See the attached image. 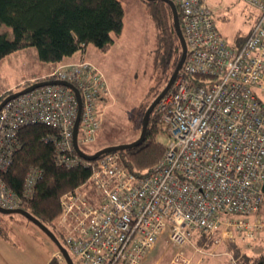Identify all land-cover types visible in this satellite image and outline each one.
Instances as JSON below:
<instances>
[{
  "label": "built area",
  "instance_id": "obj_1",
  "mask_svg": "<svg viewBox=\"0 0 264 264\" xmlns=\"http://www.w3.org/2000/svg\"><path fill=\"white\" fill-rule=\"evenodd\" d=\"M171 1L186 56L156 105L163 155L145 175L136 176L118 152L103 154L90 162L85 183L61 196L56 226L77 264H142L162 237L176 250L168 264H201L220 256L216 248L222 241L253 238L263 227L260 218L250 217L263 205L264 0H240L254 16L240 45L219 33L209 0ZM41 79L76 87L81 100L76 143L82 151L90 147L108 96L101 71L80 60L60 64ZM76 116V98L64 86H41L5 103L0 109V207L20 205L1 177L17 148L18 129L35 123L56 129L57 161L68 168L79 162L72 142ZM39 178L36 168L26 173L24 197ZM85 187L98 195L87 197ZM182 246L191 254L177 249ZM222 254L228 259L221 264H234L231 255ZM53 256L64 261L58 250Z\"/></svg>",
  "mask_w": 264,
  "mask_h": 264
},
{
  "label": "trees",
  "instance_id": "obj_2",
  "mask_svg": "<svg viewBox=\"0 0 264 264\" xmlns=\"http://www.w3.org/2000/svg\"><path fill=\"white\" fill-rule=\"evenodd\" d=\"M141 1L157 31L152 67L154 70L161 68L167 79L181 53V45L173 28L171 10L162 1ZM123 17L124 10L119 0H0V26L9 27L12 35L8 38L5 33H0V62L16 51L29 48H34L39 61L49 67L60 65L64 59L76 53L82 54L88 46H93L100 53H106L114 42L113 36H118L122 31ZM234 39L240 45L245 36L236 34ZM40 81L45 79H37V82ZM154 91L151 88L146 98L151 97ZM11 93L13 92L9 91L2 95L0 101ZM106 100L107 97L102 103ZM149 104L150 101L143 103L142 114ZM159 133H163V129L155 107L149 117L144 141L137 147L118 152L123 165L136 176L145 175L162 157L164 147L157 140ZM56 136V129L39 123L20 127L15 136L17 148L1 177L8 190L20 199L17 209L28 212L63 245L62 236L56 226L62 213L60 198L73 193L84 184L90 176L91 167L90 162L81 159L76 153L74 155L78 156V164L68 168L59 164L58 153L52 141ZM33 168L40 172V178L30 196L24 197L25 175ZM261 190L264 204V182ZM19 221L33 224L19 214L0 213V238L15 245L14 241L19 240L17 234H20L16 228L22 233L25 232ZM35 227L56 252L57 248L50 239ZM34 239L37 240L35 237ZM197 242L200 244L201 241L197 239ZM38 243L43 246L41 242ZM227 247L233 254L234 264H264V249L261 253L248 255L240 251L235 243H230ZM70 258L73 262L71 255ZM49 264L65 262L51 258Z\"/></svg>",
  "mask_w": 264,
  "mask_h": 264
},
{
  "label": "rangeland",
  "instance_id": "obj_3",
  "mask_svg": "<svg viewBox=\"0 0 264 264\" xmlns=\"http://www.w3.org/2000/svg\"><path fill=\"white\" fill-rule=\"evenodd\" d=\"M119 1L124 10L123 27L118 36H113L114 42L110 49L106 53H100L93 46L86 48L85 60L101 71L108 90L107 100L104 101L101 110L100 130L96 141L90 147L83 149L86 154L94 153L106 146L135 141L141 130L143 103L146 101L151 103L170 77L165 79L161 68L154 70L152 67L157 31L144 3L141 0ZM208 4L218 31L227 42H231L235 34L244 35L250 29L254 16L249 14L240 0H209ZM2 32L11 38L9 27L0 26V33ZM41 67L43 70L40 69ZM48 67L47 64L39 61L34 48L16 51L6 56L0 62V97L8 94L9 91L18 92L31 85L30 78L33 76L39 78L41 73L49 69ZM151 88L155 91L151 97L146 98ZM157 140L164 144V134L159 133ZM82 191L87 197L98 195L97 191L90 188H82ZM255 218L261 219L263 227L254 232L253 238L234 237L231 241L224 240L216 248L220 256L205 259L201 264L224 263L228 256L222 253L233 258L227 247L230 243H235L240 251L248 255L261 253L264 249V204L255 215L250 217V220ZM18 223L22 224L25 232L37 238L49 255L54 257L55 250L33 224L25 221ZM16 230L22 233L19 228ZM63 246L65 247L64 244ZM177 249L183 250L187 255L191 254L188 246ZM175 251V247L169 245L166 238L162 237L154 249L147 254L142 264H168ZM71 257L74 264H77L73 256Z\"/></svg>",
  "mask_w": 264,
  "mask_h": 264
},
{
  "label": "water",
  "instance_id": "obj_4",
  "mask_svg": "<svg viewBox=\"0 0 264 264\" xmlns=\"http://www.w3.org/2000/svg\"><path fill=\"white\" fill-rule=\"evenodd\" d=\"M145 1H148V2L162 1L169 6V8L171 10V15H172L173 28L175 30V33H176V35L179 39V43L181 45V54H180V57H179V60L176 64V66H175L172 74L170 75L168 81L166 82L165 86L160 91V93L152 100V102L149 104L147 109L144 111L142 119H141L140 134L135 141H133L131 143H127V144L107 146V147H104V148L96 151L93 154H86L85 152L80 150L79 147L77 146V143H76V135H77V128H78V122H79V117H80V107H81L80 95H79V92L76 89V87H74L71 83H68L65 81L45 80V81L35 82V83L25 87L21 91L14 92V93L7 95L2 101H0V109L9 100L14 99V98H16V97H18L24 93L32 91V90L39 88L41 86H46V85L64 86V87L70 88L72 90V92L74 93V96L76 98V101H77V116H76V120H75V123L73 126L72 142H73V148H74L75 153L81 159L88 161V162H93V161L97 160L98 157H100L103 154L110 153V152H119V151H123V150L129 149V148H134V147L139 146L144 141L150 114L155 109L159 100L172 87L173 81H174L179 69L181 68V66L184 62L185 56H186V43H185L184 37L182 35L181 29H180L178 12H177V9H176L174 3L171 0H145ZM0 213L5 214V215H7V214H19V215L25 217L27 220H29L31 223H33L35 226H37L50 239V241L55 245L57 250L60 252L65 264H73L67 250L60 244V242L56 239V237L52 234V232L50 230H48L40 222H38L35 218H33L28 212H26L23 209H4V208L0 207Z\"/></svg>",
  "mask_w": 264,
  "mask_h": 264
},
{
  "label": "crops",
  "instance_id": "obj_5",
  "mask_svg": "<svg viewBox=\"0 0 264 264\" xmlns=\"http://www.w3.org/2000/svg\"><path fill=\"white\" fill-rule=\"evenodd\" d=\"M248 11L249 14L252 15L250 10ZM235 35L233 36V39ZM85 53L86 50L82 54L76 53L73 56L64 59L61 64L74 63L80 59H85ZM48 68L49 69L46 72L44 71L41 73L39 78L33 76L30 80L33 81L47 76L55 67L50 66ZM40 69L43 70L42 67ZM17 237L19 240L14 241L15 245L0 238V264H49L52 256L49 255V253L43 248L44 246L39 244L34 237L26 232L17 234Z\"/></svg>",
  "mask_w": 264,
  "mask_h": 264
}]
</instances>
